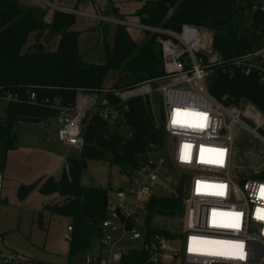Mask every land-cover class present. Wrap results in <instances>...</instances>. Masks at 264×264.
I'll return each mask as SVG.
<instances>
[{"label":"built area","instance_id":"built-area-1","mask_svg":"<svg viewBox=\"0 0 264 264\" xmlns=\"http://www.w3.org/2000/svg\"><path fill=\"white\" fill-rule=\"evenodd\" d=\"M252 13H264V4L254 5ZM106 19L111 23L103 22L157 36L164 76L131 88L80 91L69 106L60 99H46L43 105L55 115L41 125L55 127L62 145L81 152L85 125L93 115L107 123L123 121L130 102L158 95L162 113L156 128L166 135L168 157L147 158L135 175L128 177L132 184L109 194L107 215L86 249L70 251L62 263H48L9 251L0 235V264H264V220L257 219L258 213L264 212V153L248 168L239 170L234 135L235 128L240 127L264 149V113L248 102L245 113L240 106L226 105L210 93L216 71L226 64L230 65L229 78L236 71L253 76L264 89V48L227 63L197 27L185 25L181 32L174 33L140 22ZM3 99L17 102L18 97L7 95ZM28 102L38 103L34 93ZM171 139L174 145H170ZM171 168L187 176L182 191L183 215L175 222L181 224V232L168 231L172 220L157 216L151 207L154 199L163 198L154 194V189L161 186V172ZM2 178L0 173V194ZM234 213L241 214L238 220ZM157 220H167L169 225L158 226ZM237 223L239 227L223 226ZM74 233V226L68 224L65 239L70 245ZM92 244L97 246L96 253L90 252Z\"/></svg>","mask_w":264,"mask_h":264},{"label":"trees","instance_id":"trees-1","mask_svg":"<svg viewBox=\"0 0 264 264\" xmlns=\"http://www.w3.org/2000/svg\"><path fill=\"white\" fill-rule=\"evenodd\" d=\"M20 1L0 0V99L7 95L18 97L17 102L8 103L6 118L0 119L1 174L5 172L8 154L16 149L17 125L25 122L38 126L55 115V111L43 105L44 100L60 99L63 105H72L80 91H102L111 70L120 72L123 89L159 79L165 74L157 36L146 33L148 41L139 47L127 29L118 26L112 51L106 47L105 65L85 64L78 52V33L73 30L74 14L55 11L52 23L47 24L42 10L24 8ZM85 1L77 0V6ZM243 12L236 9L234 0H156L147 2L136 17L144 26L174 33L181 32L185 25L212 31L213 49L228 63L264 48V13L255 14L246 31L241 20L239 22V14ZM116 18L123 20L119 15ZM46 31L50 37H59L55 52L40 43ZM32 34H35L36 42L24 53ZM229 69V64L218 68L210 93L226 105L240 106L244 100L264 113V89L258 79L245 77L237 71L229 78ZM33 93L38 103L30 105L28 98ZM148 101L136 99L129 103L123 119L131 135L128 138L110 132L107 122L99 115H93L85 125V147L80 152V159H68L59 179L41 180L35 186L19 190L21 200L36 187L44 196L59 195L62 198L63 202L43 207L37 220L40 229L44 227L45 214L70 220L75 228L71 253L88 247L108 210V190L81 186L86 161H107L121 174L132 177L147 159L151 148L164 144L166 135L156 128V120L160 118L154 116ZM151 207L161 218L180 219L183 215L182 190L179 196L154 199Z\"/></svg>","mask_w":264,"mask_h":264},{"label":"rangeland","instance_id":"rangeland-1","mask_svg":"<svg viewBox=\"0 0 264 264\" xmlns=\"http://www.w3.org/2000/svg\"><path fill=\"white\" fill-rule=\"evenodd\" d=\"M150 1L156 0H87L79 6H77V0H24L31 8L40 9L46 14V23L52 22L53 14L57 10L69 11L70 14H74L73 30L78 33L80 58L85 64L99 66L105 65L106 47L110 51L114 47L117 28L116 23L109 24L111 22L106 21V18H116L119 15L126 22L139 24L140 21L136 14ZM48 2L52 3L54 9ZM257 3L264 4V0H234L236 9L244 10L243 14H239V22L241 20L240 23L243 24L246 31L249 30L251 18L255 15L252 13V8ZM127 32L139 47L144 46L148 41L144 31L130 28ZM200 32L205 41H211L210 39L214 36L212 31L205 29H200ZM35 42L34 35H30L23 52H27ZM40 43L55 52L58 49L59 38L57 36L50 37L46 31ZM122 85L123 83L120 84V72L114 70L109 71L103 82V88L106 90L123 89ZM149 99L148 102H151L154 116L159 119L162 113L160 97L152 95ZM7 104L6 100L0 99V119L6 117ZM240 107L247 113L249 109L247 102H241ZM107 124L110 132L128 138L129 131L122 120ZM234 135L237 166L239 170L248 168L253 159H257L261 153H264V149L240 127L235 128ZM16 136V149L8 155L0 194L2 243L9 251L25 258L48 263H62L68 258L71 251V246L65 239L70 220L45 214L42 229L39 228L37 220L43 207L63 202L62 198L59 195L44 196L40 193L39 187H36L24 200L19 199L18 195L21 188L35 186L41 180L58 179L64 167L65 158L80 159V151L62 145L57 140L55 127L51 126L46 129L42 125L19 123L16 127ZM167 143L166 139L163 145L155 146L150 150L147 158L162 156L167 159L168 155L165 151ZM174 143L175 141L171 139L170 145H174ZM85 165L80 178L83 187L108 190L111 196L129 183L132 184V180L130 181L127 176L121 174L117 167L111 166L107 161L87 160ZM186 180L187 176L179 169L163 170L161 186L154 189V194L161 195L163 198L172 195L179 196L181 190L183 191L185 188ZM179 190L180 193H178ZM176 220L172 221V226L168 231H182L181 224L176 225ZM176 246L179 248L181 243L178 242ZM96 251V244H92L90 252L96 253Z\"/></svg>","mask_w":264,"mask_h":264},{"label":"snow or ice","instance_id":"snow-or-ice-1","mask_svg":"<svg viewBox=\"0 0 264 264\" xmlns=\"http://www.w3.org/2000/svg\"><path fill=\"white\" fill-rule=\"evenodd\" d=\"M173 123H178V121L174 120ZM188 127H199V128H203L204 125L203 124H189L187 125ZM186 148L190 147L189 145H186L185 146ZM182 158H187V157H182ZM205 163H211L212 161H204ZM217 194H222V193H217ZM261 195H264V186H261ZM234 215L237 220L239 219L240 217V213H234L232 214ZM257 219H260V220H264V212H260L258 213L257 215ZM224 227H239V224H226V225H223ZM234 247H237V248H241L242 245H235ZM216 254H221V253H216ZM239 258L243 259V254L242 253H239Z\"/></svg>","mask_w":264,"mask_h":264},{"label":"crops","instance_id":"crops-1","mask_svg":"<svg viewBox=\"0 0 264 264\" xmlns=\"http://www.w3.org/2000/svg\"><path fill=\"white\" fill-rule=\"evenodd\" d=\"M48 4L51 5V6H53L52 3H50V2H48ZM20 5L23 6L24 8H31L27 3L24 2V0H21V1H20ZM52 9H54V6H53ZM57 11H58V10H57ZM59 11H60V10H59ZM62 12H65V13H71V12H69V11H62ZM120 14H121V13H120ZM53 15H54V14H53ZM52 20H53V19H52ZM51 23H52V22H51ZM51 23L49 22V23H47V24H51ZM33 35H34V42H35V40H36V39H35V34H33ZM58 38H59V37H58ZM210 40H211L210 42L213 43V38L210 39ZM34 44H35V43H34ZM43 46H44V45H43ZM7 107H8V104H7ZM5 118H6V117H5ZM5 118H3V119H5ZM47 136H48V135H47ZM48 138H50V136H48ZM48 140H49V139H48ZM12 152H13V151H12ZM12 152H11V153H12ZM79 153H80V152H79ZM9 154H10V153H9ZM9 154H8V155H9ZM8 157H9V156H8ZM67 160H68V157L65 158V160L63 161V162H64V167H63V169L61 170V173H62V171L64 170V168L66 167V162H67ZM61 164H62V163H61ZM4 173H5V172H4ZM4 173L2 174V176H3L2 181L4 180ZM61 173H60V176H61ZM60 176H59V178H60ZM59 178H58V179H59ZM53 196H54V195H53Z\"/></svg>","mask_w":264,"mask_h":264},{"label":"water","instance_id":"water-1","mask_svg":"<svg viewBox=\"0 0 264 264\" xmlns=\"http://www.w3.org/2000/svg\"><path fill=\"white\" fill-rule=\"evenodd\" d=\"M86 165H84V167H85ZM156 224L158 225V226H165V227H167L168 225H169V222L167 221V220H157L156 221Z\"/></svg>","mask_w":264,"mask_h":264}]
</instances>
